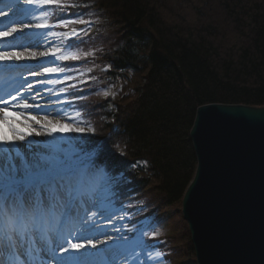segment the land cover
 <instances>
[{
    "label": "trees",
    "instance_id": "1",
    "mask_svg": "<svg viewBox=\"0 0 264 264\" xmlns=\"http://www.w3.org/2000/svg\"><path fill=\"white\" fill-rule=\"evenodd\" d=\"M77 2L87 7L70 9L69 16L82 11L85 19L94 14L102 19L79 45L95 54L62 63L80 70L96 65L98 79L70 89L67 106L81 112L83 126L93 127L95 134L63 140H78L79 147L94 154L101 172L118 185L121 204L144 210L135 221L181 213L197 168L190 131L198 107L264 106V0ZM105 35H113L111 47ZM129 74L131 94L98 93L97 81L106 84ZM76 81L86 80L78 76ZM156 230L158 245L170 250L169 260L183 262L194 255L189 233L186 238Z\"/></svg>",
    "mask_w": 264,
    "mask_h": 264
},
{
    "label": "snow or ice",
    "instance_id": "2",
    "mask_svg": "<svg viewBox=\"0 0 264 264\" xmlns=\"http://www.w3.org/2000/svg\"><path fill=\"white\" fill-rule=\"evenodd\" d=\"M6 7L20 19L9 21V26L0 30V79L11 88L6 96H0V264H92L90 258L97 253L88 249L114 256L130 238L110 234L101 223L112 225L113 233L121 232L113 223L124 219L117 217L124 209L116 206L118 185H113V177L101 172L94 154L79 147L78 140L57 141L45 149L27 143L32 137L95 134L93 127L68 122L81 117L79 111L66 119L60 111L55 116L29 111L71 103L60 99H49L46 104L30 102L42 99L37 85L63 84L92 71L60 63L93 55L79 48L83 37L89 35L91 21L82 11L68 14L70 9L87 5L77 0H7ZM32 61L37 62L35 68L27 63ZM22 70L31 77L58 78L30 82ZM74 71L77 76L70 74ZM75 87L69 84L46 91L49 97H60ZM103 95L107 97L109 92ZM62 143L73 146L61 147ZM158 235V230L151 233L153 239ZM103 245L108 247L101 248ZM164 255L159 250L154 255L147 251L144 264L162 261Z\"/></svg>",
    "mask_w": 264,
    "mask_h": 264
},
{
    "label": "water",
    "instance_id": "3",
    "mask_svg": "<svg viewBox=\"0 0 264 264\" xmlns=\"http://www.w3.org/2000/svg\"><path fill=\"white\" fill-rule=\"evenodd\" d=\"M182 204L197 264H264V106L198 107Z\"/></svg>",
    "mask_w": 264,
    "mask_h": 264
},
{
    "label": "rangeland",
    "instance_id": "4",
    "mask_svg": "<svg viewBox=\"0 0 264 264\" xmlns=\"http://www.w3.org/2000/svg\"><path fill=\"white\" fill-rule=\"evenodd\" d=\"M6 3L5 2H0V12H6ZM27 7V6H25ZM1 17H4L3 15H0V18ZM6 19H8V17L6 16L5 17ZM12 20L10 21H18L20 19L19 16L17 17H14L12 16L11 17ZM87 20L91 21V23L87 26L88 28V31H89V34L93 33L97 26L102 22L101 20V17L97 16V15H90ZM9 26V22H4V23H0V30H3L4 28L8 27ZM85 27V26H83ZM82 27V28H83ZM86 37V36H84ZM83 37V38H84ZM105 42L108 43L111 47V44L113 42V35H105ZM13 43H15V41H13ZM92 52V51H91ZM94 52H93V55L92 56H89V57H94ZM61 63V62H60ZM84 67V66H83ZM34 68V67H33ZM86 68H91L92 71L91 72H85V74L83 76H79V77H83L84 79H87V80H92L91 77H95V79H98V75L96 76L95 74V70H96V65H90ZM85 68V69H86ZM103 70H106V68ZM22 75L24 77H27L28 76V71L27 70H22ZM73 76H77V73H75ZM78 77V76H77ZM58 77L57 76H50V77H43L41 79H57ZM63 77L60 76L59 79H62ZM132 75L129 74L128 77L126 78H116L114 79V81H111V78L110 80H106V82L108 83H103L102 81H97V85H98V93L99 94H102L107 91L109 92V95L108 96H117V97H124L128 94H131V92H133V88H134V82H132ZM86 82V81H83V83ZM80 84V82H75L73 84ZM82 83V84H83ZM4 82L3 80L1 79L0 80V85H3ZM81 85V84H80ZM15 87H18L19 85L18 84H15L14 85ZM68 85H66L67 87ZM37 88L42 92V94L49 99H52V100H56V99H60L62 101H68L66 99V93H64L63 95H61L60 97H56V96H51L49 97V94L48 92L46 91L47 88H53V90H58L59 88H61V86L59 84H56V85H46V86H39L37 85ZM11 90V88H10ZM9 90V91H10ZM47 100V101H48ZM66 105V104H59V105H54L51 109H49L47 112L43 113V114H47V113H51L53 116H55V113L56 111H60L61 112V117H64L65 119L68 117V116H75V113L77 112L76 110H73V109H63L62 107ZM62 110V111H61ZM42 114V115H43ZM70 123H74V124H78L79 126H83L80 118H77L76 120H71V121H68ZM84 127V126H83ZM78 139H81V136L78 135V134H70ZM87 136V135H86ZM63 138L61 135L57 134L56 136L54 137H47V136H41V137H32L30 138V140L27 142V143H30L32 146H39L41 149H45L47 148V146L49 145H54L57 141H63ZM142 167H146L147 164L146 163H141L140 164ZM187 190V189H186ZM117 200H118V203L116 206L120 205L121 204V201L119 199V196H117ZM117 208H123L124 211L122 212H118L117 213V217L119 216H123L124 219H114L113 223L115 224V227L117 228H120L121 229V232L118 233V235H125L127 237L130 238V242L127 244V248L125 249L127 253H130L135 247H138L140 249H145L147 251H152L153 255L155 254V251L159 250V251H162L165 255L164 257H166L167 260H169L168 256L170 254V250L167 249V248H161L159 245H158V241L157 239H160L161 235H158L155 237V239L152 238L151 236V233L156 230V229H160V231L162 232H165L167 230L170 229V225H167V224H170L171 222L174 221V219H176V211L173 210L172 211V214H168L167 216H165L161 219H154L153 216L150 217L151 219H148V218H145V219H140L138 220V222H132L131 221V217L132 216H137L139 217L140 214L139 212L135 211H131L130 209H127V208H124V207H117ZM170 215V216H169ZM182 217L183 219V214L181 213V216H179V218ZM99 219V218H98ZM170 220L168 223L165 224V226L167 227L166 229H164V225L162 224V222H165L166 220ZM115 220L117 222H115ZM176 221V220H175ZM185 221V220H184ZM182 221H180L181 223ZM101 223L106 227V230L111 232L112 231V225H108L105 221L101 220ZM186 223V222H185ZM186 227L188 229V226H187V223H186ZM179 231L182 232V236L183 237H188L190 235L189 233V229L187 230V233L186 234V228L183 226L180 225V228H178ZM185 232V235L184 233ZM143 233H148V235H143ZM100 238H103V237H100ZM141 242H143V245L141 244ZM144 245H154L155 247L154 248H147L145 247ZM195 255V254H194ZM193 254L190 255V257L188 259H186L185 261L183 262H179L178 259L175 260L176 262L178 261L179 263H184V264H189L190 262L192 261H195V256ZM130 260L132 261H135L138 259V254L137 252H133L129 255L128 257ZM165 259V260H166ZM166 260V261H167ZM173 261V262H175Z\"/></svg>",
    "mask_w": 264,
    "mask_h": 264
},
{
    "label": "bare ground",
    "instance_id": "5",
    "mask_svg": "<svg viewBox=\"0 0 264 264\" xmlns=\"http://www.w3.org/2000/svg\"><path fill=\"white\" fill-rule=\"evenodd\" d=\"M0 2H7V0H0ZM6 5V4H5ZM25 7V6H24ZM12 11L13 10H11V9H9L8 7H6V12L8 13V15H7V17H8V19H6L5 17L6 16H4V17H1L0 18V21H5V22H9L10 20L9 19H11V17L13 16L12 15ZM14 17H17V16H14ZM16 35H18L19 36V34H16ZM27 63H29V64H31V66L32 67H36L37 66V62L36 61H32V62H27ZM25 78H27L30 82H34L35 80H37V79H41V78H43V77H31V76H29V74H28V76L27 77H25ZM1 80V79H0ZM15 85V84H14ZM13 85V86H14ZM10 90V88L9 87H5V85L3 84V85H0V96H6V94H7V92ZM37 90L41 93V97H42V99L41 98H38L36 101H30V102H33V103H39V104H46L48 101V98H46L43 94H42V92L37 88ZM27 95L30 97L31 95H32V93H27ZM117 97V96H116ZM49 109H34V110H29V111H34V112H36V113H39V114H43V113H45V112H47ZM195 176V175H194ZM192 182V181H191ZM190 185V184H189ZM185 195V194H184ZM184 198V197H183ZM182 204H183V201H182ZM182 205H181V208H180V210H181V213H182ZM143 209H141V212L143 213ZM175 211H177V210H175ZM177 214H176V219H174V221L173 222H171L170 224H167V225H170L169 227H170V229L169 230H167V231H171L172 233H173V231H177V233H180L179 235H181L182 234V232L181 231H179L178 230V228H180V225L181 226H183L184 225V227L186 228V232H187V227H186V221H184L185 219L183 218V221L184 222H182V223H180V221H182L180 218H179V215L178 214H181V213H179V212H176ZM170 216V215H169ZM145 218H148V219H151L150 217H151V215H149V216H144ZM165 217V216H164ZM163 217V219H165ZM176 220V221H175ZM170 220L168 219V220H166L165 222H162V224L164 225V229H166L167 227L165 226V224L166 223H168ZM115 222H117L116 220H115ZM186 222V223H185ZM187 226H188V229H189V225H188V223H187ZM117 228V227H116ZM110 234H114V235H118V233H113L112 231L111 232H109ZM189 233H190V237H191V232H190V230H189ZM101 239H103V238H101ZM191 242H192V240H191ZM111 243V242H110ZM193 245V244H192ZM105 247H108L107 245H103V246H101V248H105ZM127 248V245H125V246H123V247H121L116 253H115V255L113 256V255H111V254H108V253H105V252H103V251H100V250H97V249H88L87 251H89V252H96L97 253V255L96 256H93V257H91L90 259H91V261H92V264H110V262H111V264H144V262H145V259H146V253H147V250H145V249H140V248H138V247H135L130 253H127L126 252V249ZM133 252H137V254H138V259L137 260H135V261H132V260H130L128 257H129V255L131 254V253H133ZM194 254H195V252H194ZM195 256V261H196V255H194ZM166 259V257H164L163 258V260L162 261H157V260H152V261H148V264H184V263H179L178 261L176 262H173L172 260H165ZM195 261H192V262H190L189 264H197Z\"/></svg>",
    "mask_w": 264,
    "mask_h": 264
}]
</instances>
